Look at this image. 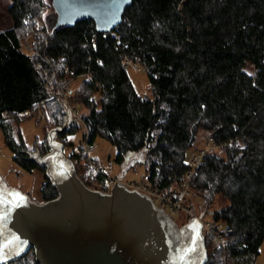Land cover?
Segmentation results:
<instances>
[{
    "label": "trees",
    "instance_id": "1",
    "mask_svg": "<svg viewBox=\"0 0 264 264\" xmlns=\"http://www.w3.org/2000/svg\"><path fill=\"white\" fill-rule=\"evenodd\" d=\"M49 8L45 0H12L14 26L0 32V134L17 165L43 172L42 202L59 192L37 156L50 152L49 132L68 121L47 84L79 79L71 100L86 110L59 135L65 154L83 125L84 140L109 141L119 168H142L160 192L181 186L194 169L190 189L225 242L213 248L206 240V264L225 257L252 264L264 243V0H133L110 32H98L91 19L58 26ZM40 21L48 38L35 36L28 53L24 35ZM126 61L145 69L152 96L137 93ZM38 110L45 136L30 146L20 125ZM192 151L203 157L196 167ZM66 156L91 188L87 156L77 149ZM98 180L109 193L107 177ZM217 198L219 208L210 209ZM30 259L40 264L34 249L7 264Z\"/></svg>",
    "mask_w": 264,
    "mask_h": 264
},
{
    "label": "water",
    "instance_id": "2",
    "mask_svg": "<svg viewBox=\"0 0 264 264\" xmlns=\"http://www.w3.org/2000/svg\"><path fill=\"white\" fill-rule=\"evenodd\" d=\"M133 0H52L58 26L91 19L98 32L123 21ZM49 133L50 152L37 157L59 195L44 203L5 187L0 180V264L35 250L40 264H206L198 218L180 227L147 196L115 183L109 193L78 177L64 145Z\"/></svg>",
    "mask_w": 264,
    "mask_h": 264
},
{
    "label": "rangeland",
    "instance_id": "3",
    "mask_svg": "<svg viewBox=\"0 0 264 264\" xmlns=\"http://www.w3.org/2000/svg\"><path fill=\"white\" fill-rule=\"evenodd\" d=\"M45 1L48 4V6H52V8L47 9L46 13L47 14L51 13V10L55 11L52 5V0H45ZM11 4H12V0H0V32L10 29L14 26L13 19L9 12V8ZM36 26L37 27L34 32L24 35L26 36L23 42L24 50H26L28 53H33L35 50V46H34L35 36L37 37L41 34V36L48 38L47 33L49 29H47L46 31L43 30L44 23L42 21L37 22ZM128 74L139 95L152 96L151 86L149 84L146 71L142 67L141 64L132 63L128 69ZM80 84H81V80L79 79L75 81H72V80L67 81L64 84L59 85L58 88L54 87L51 80L47 84V87L50 90H52L54 94L52 97H49V99L58 100L60 102L62 101L64 103V109H66V115L68 117V121H67L68 126H69V119L71 120L73 118H76L77 121H79V117H75L71 115V114H74L73 113L74 111L77 110L78 115L81 116V114L85 112L86 110V108L81 103H73L71 100L73 91L76 88H78ZM65 104L70 105L71 107L68 108V106H66ZM70 108H72V110ZM37 116H38V113H35L33 120L25 119L23 122H21V125H20V131L22 132L23 137L25 138L26 142L30 146L34 144L37 137L40 139H43L45 136L44 129H43L44 124H42L43 121L41 123H38L36 120ZM15 132H16V137H18L16 130ZM84 133H85V128L83 125H81L78 133L69 136L68 140L73 145L69 146V148H66L67 155H69V153L73 149H77L80 143H83V141L85 142ZM48 137H49V134H48ZM54 140L57 142H61V139L59 138L58 135L55 137ZM95 145H96V150H94V152L92 153L93 158L99 160L100 163L104 166L106 165L108 161L113 160L115 156V149L109 141L105 139H99L97 142H95ZM194 152H197V151H192L190 154L191 163H192V156ZM193 160H194L193 162L194 165L199 164V162H201V157L194 156ZM116 167H120V165L115 164L114 171H112L111 176H113V174L115 175ZM192 172L194 173V169L192 170ZM145 173L146 172H144L142 168H139L135 171L129 169L127 171V176H125V182L134 181V180L139 181L142 179ZM192 177L187 176L186 180H189V179L191 180ZM126 178H131V179H126ZM0 180L5 187L12 188L16 191H19L23 195L27 196L31 202L44 203L42 202L43 198L41 194L42 185L45 182V176L43 172L40 170H34L33 172H27L24 169H22L19 165H17V163L13 161L12 151L10 150L9 147H7V145L3 141L1 134H0ZM87 181L89 182L88 178H87ZM121 181L124 182L122 178H121ZM110 186L112 185L110 184ZM188 190H189V193H186V192L182 193V195L184 196L182 199L183 202L181 203L182 208L180 209V211L178 210L179 212L175 209H173L172 211L170 204L166 206L167 202H164L163 204L162 201H164L163 199L164 194L158 193L154 195L153 193H151L154 199L153 200L147 195L142 194L140 192L139 193L144 196H147L159 208L165 209L166 213L169 214L174 219V221L176 222L178 226L188 221H189L188 223L192 222V220L196 218L193 216H197L198 218L205 220L206 223H208L209 226L213 228L214 220H213V216L211 212L206 211L205 207L203 206V200L201 199L200 196H198L195 192L193 193L191 189L188 188ZM165 195L168 196L167 193H165ZM219 206H220L219 200L217 198L215 200L213 207H211L210 209L216 210L219 208ZM190 210H191V213L189 212ZM202 232L205 237L203 228H202ZM205 240H206V237H205ZM32 260L33 259H30V264H32ZM224 261H225L224 264H231V263L238 264L236 261H232L230 258H227V257H225ZM252 264H264V243L262 244L260 248L259 254L255 256L254 259L252 260Z\"/></svg>",
    "mask_w": 264,
    "mask_h": 264
},
{
    "label": "built area",
    "instance_id": "4",
    "mask_svg": "<svg viewBox=\"0 0 264 264\" xmlns=\"http://www.w3.org/2000/svg\"><path fill=\"white\" fill-rule=\"evenodd\" d=\"M132 64V62L130 61H126V66L130 67V65ZM53 91L50 90L48 88V96L52 97ZM62 105L64 106V103L61 101ZM66 105V104H65ZM69 107H71L70 105H66ZM74 108V107H73ZM72 110V108H70ZM68 110V109H67ZM70 110V111H71ZM65 113H66V109H64ZM38 116L36 117V120L38 123H41L44 120V114L41 110H38ZM74 114H71L75 117H79L77 110L73 112ZM80 119V117H79ZM77 150L80 151L82 150L83 153L87 156V161L85 163L86 166V177L88 178L89 182L91 183V189L93 190H98L100 191L102 188H104L102 186V184L99 182L98 177L100 175H104L107 177L108 179V186L109 188H111L113 186V184L115 183H119V184H123L124 186H126L128 189L130 190H134L137 192H140L142 194L147 195L148 197H150L151 199H153L151 193L155 194H164V202H167L166 206H168V204H170L171 206V210L173 211V209L175 210H179L182 208L181 203L183 202V196L182 193L186 192L189 193L188 188L190 189L189 186V180H185L183 184H181V186L172 189L169 193H167L168 196L165 195V193L160 192L158 189L154 188L153 185L150 183V174L149 173H145L142 177L141 180H134V181H129V182H122L121 179L118 176H115L113 174V176H111L112 171H114V167H115V161L114 160H110L106 163V165H102L100 163V161H96L95 158L92 157V153L94 152V150H96V145L95 143H89L85 140V142L83 141V143H80L77 147ZM194 156H200L201 157V162L203 160V157L201 154H197L194 153L192 156V164L194 167H196L198 164L194 165ZM199 162V164L201 163ZM187 176L192 177L193 176V172H189L187 174ZM110 184L112 186H110ZM154 200V199H153ZM163 209V208H162ZM165 212L166 210L163 209ZM178 211V212H179ZM191 213V210L189 211ZM198 218L197 216H193ZM200 223L202 224V228L203 231L205 233V237L208 243L212 244L213 248H219V247H223L225 248L224 244V237L219 233V231H215L214 224H213V228H211L209 226L208 223H206L205 220L198 218ZM217 230H219V228H216ZM232 264V263H231Z\"/></svg>",
    "mask_w": 264,
    "mask_h": 264
},
{
    "label": "crops",
    "instance_id": "5",
    "mask_svg": "<svg viewBox=\"0 0 264 264\" xmlns=\"http://www.w3.org/2000/svg\"><path fill=\"white\" fill-rule=\"evenodd\" d=\"M127 171H125L123 168L121 169L119 167H116L115 168V175L118 176L120 179L122 178L125 182V176H127ZM126 179H131V178H126Z\"/></svg>",
    "mask_w": 264,
    "mask_h": 264
},
{
    "label": "bare ground",
    "instance_id": "6",
    "mask_svg": "<svg viewBox=\"0 0 264 264\" xmlns=\"http://www.w3.org/2000/svg\"><path fill=\"white\" fill-rule=\"evenodd\" d=\"M64 84V83H63ZM54 85V84H53ZM99 161V160H98Z\"/></svg>",
    "mask_w": 264,
    "mask_h": 264
}]
</instances>
